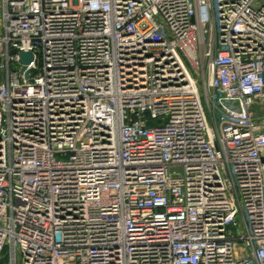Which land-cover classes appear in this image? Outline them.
<instances>
[{
  "label": "built area",
  "instance_id": "2783aa9c",
  "mask_svg": "<svg viewBox=\"0 0 264 264\" xmlns=\"http://www.w3.org/2000/svg\"><path fill=\"white\" fill-rule=\"evenodd\" d=\"M263 110L264 0H0V262L264 264Z\"/></svg>",
  "mask_w": 264,
  "mask_h": 264
},
{
  "label": "water",
  "instance_id": "95a60500",
  "mask_svg": "<svg viewBox=\"0 0 264 264\" xmlns=\"http://www.w3.org/2000/svg\"><path fill=\"white\" fill-rule=\"evenodd\" d=\"M21 63L24 65L23 69H26V67L31 63L32 61V54L31 53H21L20 55ZM27 73H26V79H27Z\"/></svg>",
  "mask_w": 264,
  "mask_h": 264
},
{
  "label": "rangeland",
  "instance_id": "374dc122",
  "mask_svg": "<svg viewBox=\"0 0 264 264\" xmlns=\"http://www.w3.org/2000/svg\"><path fill=\"white\" fill-rule=\"evenodd\" d=\"M18 263L20 264V261H18ZM0 264H8V258L7 257L3 258Z\"/></svg>",
  "mask_w": 264,
  "mask_h": 264
},
{
  "label": "crops",
  "instance_id": "0c3cea01",
  "mask_svg": "<svg viewBox=\"0 0 264 264\" xmlns=\"http://www.w3.org/2000/svg\"><path fill=\"white\" fill-rule=\"evenodd\" d=\"M262 113H264V110L262 111Z\"/></svg>",
  "mask_w": 264,
  "mask_h": 264
}]
</instances>
